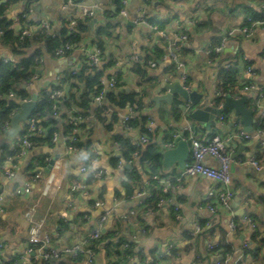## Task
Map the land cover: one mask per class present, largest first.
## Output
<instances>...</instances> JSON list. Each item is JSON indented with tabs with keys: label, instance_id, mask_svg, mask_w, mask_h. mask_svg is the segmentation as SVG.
<instances>
[{
	"label": "crops",
	"instance_id": "0c3cea01",
	"mask_svg": "<svg viewBox=\"0 0 264 264\" xmlns=\"http://www.w3.org/2000/svg\"><path fill=\"white\" fill-rule=\"evenodd\" d=\"M79 1L97 5V17L81 21L82 26H87L84 31H80V40L74 44L73 50L63 56H55L54 53L46 51V33L35 24L47 19L51 28L57 30L66 15L60 8L62 0H1L4 4L2 16L11 21L29 6L33 9L23 22L12 21L10 28L17 33L22 27L29 26L31 35L28 36V45L21 47L23 56L39 50L43 57L41 64L36 68L38 100L42 98L43 88L56 85L58 76L66 77L73 68H76L80 75L86 64V51L97 46L96 29L105 24L110 25L111 35L101 36L104 49L96 70L100 71L104 78L117 74L115 88L109 89L100 101L94 99L95 95L89 91V86L79 80L78 76L70 80L74 82L73 86L64 81L65 88L70 86L69 98L63 102L59 116L54 117L49 112L43 113L40 122L46 125V132L36 140L34 148L25 159L20 161L15 180L2 186L4 200L0 219V241L4 245V254L12 257L24 249L29 221L23 213L33 200L39 198L37 188L31 195L22 198L12 195V187L34 169L44 166V158L49 156L59 162L57 183H60V187L52 195L41 197L36 215L45 219L54 246L72 245L83 241L99 214L103 210H109L106 230H119L124 237L131 238L134 252L138 251L142 256L138 258V255L132 254L137 264H144L147 256L165 253L169 244L174 246V253L160 258L157 264H212L215 253L207 249V243H220L221 249L216 251V254L220 256L224 251H228L233 259L237 257L243 241L248 242L249 250L242 257L240 264H264V248L255 251L259 247L257 241L252 239L255 232L252 233L244 222L245 217H251L257 225L258 238L264 237V145L260 144V140L264 139V133L261 132L264 131V116L259 120V110L255 105L256 93L253 91L245 94L243 102L244 107L250 111L251 129H246L247 124L243 122V117L239 114L235 116V109L231 106L223 111L227 114L223 123L218 122V116H215L214 126L206 129L204 123H199L195 135L200 138L218 134L226 139L236 130L235 122H240L242 129L251 134L249 139H231L227 142L232 158L230 174L234 196L230 207L237 219L235 230L229 228L230 215L227 209L219 207L218 212L212 214L205 207L207 192L217 184L209 177H184L181 186L170 188L162 204L155 208L148 205L144 208L136 207L135 201L127 198L132 192L145 186L147 181H151L150 162L143 159L142 155L150 148L162 154L165 144L172 140L173 134L190 124L189 120L185 119V113L178 107L182 101L178 95L173 96L171 104L163 100L158 104L150 101L159 79L171 80L183 70L187 75L186 85L202 94V102L205 101L208 105H211L213 89L216 86L223 87V70L236 71L234 82L229 83L226 88L230 89L232 95L241 94V88L247 82L252 81L259 85L263 83L264 29L256 25L253 37L246 38L240 32V27L248 15L254 19L264 16V0H147V20L152 19L150 23L170 31L177 29L179 25H185L188 43L178 47V58L183 63V69H176L174 63L164 57L166 38L160 37L147 24L133 22L140 0H128L127 17L123 19L118 18L113 0ZM130 21L133 25L128 24ZM229 31L232 33L228 34ZM224 34L226 40L221 52L208 55L207 50L218 45ZM131 54L136 55L138 60L131 61ZM0 55L11 56V51L0 46ZM147 60H154L157 65L150 67ZM227 64L229 67H226ZM248 65L255 72L253 75L246 72ZM90 71L91 68H84L85 74ZM31 87L30 97L33 94ZM165 92L166 90H163L161 93ZM224 101L225 98H219L216 100L217 105L211 106L219 107ZM131 111L137 115V120L133 121L135 125L131 123L132 129L127 130L120 114ZM78 115L83 116L75 130L80 145L77 150L68 151L69 141L62 135L69 119ZM146 115L153 117L156 126L149 135L148 143L134 158L136 172L131 175L126 165L132 151L130 152L119 137L122 136L123 140L130 144L131 139L140 136L142 131L137 124ZM52 130L61 133L54 142L49 139V132ZM185 134L189 135L188 132ZM5 146L10 147V143L5 139V132L0 130V160L1 149ZM93 150L97 152L94 153ZM251 156L263 166L261 171H256L250 164ZM205 162L214 167L218 165L209 157L205 158ZM48 165L49 163L44 166L43 176L49 171H46ZM83 165L89 168L86 173L79 170ZM95 169H103L105 174L98 181H90L88 174ZM180 171L177 163L168 169L162 166L161 177L175 182ZM77 179L88 182V196H83L73 189ZM150 185L152 189L155 187L158 190L160 187L157 182ZM96 199L104 201L103 208L94 207L93 202ZM131 208L137 210V225L122 219V214ZM85 213L90 215V219L85 220L82 217ZM195 223L201 225L202 230L192 235ZM97 247L95 259L90 264L117 262L116 253L106 251L102 243ZM175 253L178 256H175ZM52 264L85 263L63 255L53 260Z\"/></svg>",
	"mask_w": 264,
	"mask_h": 264
},
{
	"label": "built area",
	"instance_id": "2783aa9c",
	"mask_svg": "<svg viewBox=\"0 0 264 264\" xmlns=\"http://www.w3.org/2000/svg\"><path fill=\"white\" fill-rule=\"evenodd\" d=\"M127 2L128 0H121L118 7L117 16L120 19L127 17ZM61 10L66 14L64 15L59 27L57 30L51 28V24L47 19L40 20L36 22V26L41 27L46 35L51 37H60V31L62 28L65 29L67 35H72L77 28L79 22L84 21L88 18H95L98 14V6L95 4H86L79 0H62L60 5ZM32 8H29L23 12L21 15L17 16L15 20L19 21L20 17H25L27 14L32 12ZM149 13L148 2L147 0H140L139 4L136 6L135 16L133 18L134 23H144L147 24L150 29L154 32H157L160 37L167 39V45L165 48L164 57L171 60L176 69H183V63L178 58V47L183 44L188 43V34L185 25H179L177 29L170 31L160 28L155 23H150L147 20ZM191 23V21H189ZM178 24V22H176ZM259 25L264 29V16L259 19H254L251 16L245 17V22L240 27V32L246 38H252L255 31V26ZM1 33V30H0ZM232 31H229L228 34H231ZM31 35V29L29 26H24L17 32L18 42L22 44L26 37ZM226 40L225 34L221 36L220 43L211 47L207 50V54H218L221 52ZM74 44L70 40L61 41L59 46L54 50L55 56H63L69 51L73 50ZM103 48L95 46L93 49L86 51L85 61L90 68H97L101 58ZM11 56L0 55V59L3 62H8ZM42 55H38L34 58L35 66L32 69V76L30 79L25 82L21 88H24L28 91L26 97L20 98L17 96L16 90H10L7 93L0 96L1 99L13 100L16 99L21 105V103L29 101L31 99L29 95V89L32 86L35 79L38 78V75L33 70L37 68L42 62ZM129 59L131 61H137L138 57L134 54H131ZM210 62V59H208ZM115 64V62H113ZM147 64L150 67H155L157 63L154 60H147ZM229 67V64L226 65ZM246 72L250 75H253L255 72L251 66H246ZM72 74L77 73V69L73 68L71 70ZM117 74L111 75L110 77L104 78L103 75L99 77V85L102 87L97 95L94 96V99L100 101L105 95V91L115 88L117 84ZM180 81L185 89L188 91L190 87L186 85L187 75L182 70L179 72ZM20 87H18L19 89ZM42 98L38 100L37 105L31 111L27 119L21 123L20 133L10 141L9 150L5 148L1 149V160H0V219L3 214V200L4 195L2 192V186L6 183L15 180L17 170L20 167V161L25 159L28 153L34 148L36 140L42 136L47 128L40 122V118L43 116V113L49 112L52 116L57 117L61 111L64 99V90L65 83L63 77L58 76L56 80V85L52 88H43L42 89ZM253 91L256 93V109L259 110L258 118L262 120L264 116V81L262 84H256L255 82H247L242 88L241 94L232 95L230 89L223 90L220 86H216L211 94L210 103L211 105L216 104L217 99H224L227 95H230L233 98H238L241 95H245L247 92ZM244 93V94H243ZM40 101V102H39ZM47 103L48 106L40 109L42 104ZM217 105V104H216ZM222 104L219 105L221 107ZM20 111L14 109L9 114V119L0 126V130L6 133L10 129V118ZM123 126L127 130L132 129L130 121L137 119V115H134L133 111L127 114H120ZM227 117L225 112H222L218 115V122L223 123ZM145 122L143 124L144 131L141 132L140 136L131 139L130 144L135 147L131 152L129 159L127 160V165L129 166V172L133 175L136 172V167L134 165V158L139 155L140 150L143 146L148 143L149 135L155 129V121L151 115L145 116ZM83 119L82 115H78L73 119L70 118L68 125H72L70 130L62 135L67 141H69L67 150L75 151L78 149V137L75 132L78 123ZM235 131L230 134L229 138L223 139L218 134H214L206 137H197L193 135L190 124L185 125L181 128L180 131H176L173 134V138L170 142L165 144V148H171L175 146L176 138L183 134L184 138H190V147H189V156L185 162L184 168L181 169L179 176L174 181L166 180L157 174H151V181H147L145 186L140 187L139 189L132 192L127 198L130 201H135V206L144 208L147 207V203L153 199V189L151 183L157 182L160 185L161 197L157 201V206L161 205L164 201V196L169 192V189L172 187L181 186V181L184 177L187 176H205L216 181V186L212 187L206 195L205 207L212 213L216 214L220 208H225L229 212V221L228 225L230 230H235L237 228V219L232 208L230 207L231 200L234 196L233 189L231 187V174H230V164L232 161L230 152L227 148V142L231 139L238 140L240 138L249 139L251 134L246 133L240 122H235ZM140 127V126H139ZM185 132H188L189 135H186ZM264 133L263 130H261ZM256 134V133H255ZM61 135L57 130H52L49 132V139L51 142H54ZM260 144L264 145V139L260 140ZM93 152H97L93 150ZM214 159L218 165L216 167L209 165L205 162V158ZM52 160L49 156L44 158V166ZM250 164L255 168L256 171H261L263 166L251 156L249 158ZM121 163V162H120ZM119 163V164H120ZM44 166L34 169L29 173L22 181L12 187V195L14 197L26 198L32 194L35 188L39 191V198L33 200L31 205H29L23 215L29 221L28 232L26 236V245L21 252L14 254L12 257H7L3 252V243L0 241V264H52V261L59 259L61 256L66 255L72 260L82 262L85 264H90L95 259V250L89 246L90 242L98 241L101 236L106 231L105 224L109 210H103L95 220V224L89 231L87 237L83 241H78L72 245H62L56 247L52 244L51 234L46 226L45 219L36 215L37 208L39 207V201L41 197H48L52 195L53 192L57 191L60 187V183H57V171H59V162L58 160L53 159V163L49 167V171L46 176H43ZM81 173H86L89 168L86 165L80 166L79 168ZM105 172L103 169H95L90 171L88 178L90 181H98L104 176ZM155 188V187H154ZM73 189L78 191L83 196H88L90 194L89 184L85 180L77 179L74 181ZM95 208H103L104 201L102 199H96L93 202ZM74 207V206H73ZM220 207V208H219ZM136 208L128 209L126 213L122 214V219L125 221H132L135 225L138 224L136 217ZM82 217L85 220L90 219V215L85 213L82 214ZM245 225L253 233L257 231V225L251 217L244 218ZM202 230V226L198 223L194 224V230L192 235H196ZM113 238L118 239L120 244L118 249L124 252L132 244L130 239L123 236L121 231L113 230ZM206 247L209 251H213L214 256L212 259V264H240L242 257L248 252L249 244L247 241H243L239 248V253L236 258L231 259V255L228 251H224L219 255L216 254V251L221 249V245L218 242H209L206 244ZM174 246L169 244L166 246L165 253L155 254L154 256H147L145 258L144 264H157V261L164 257L165 255H172L174 253ZM193 250V248L191 249ZM175 256H178L175 253ZM115 264H137L134 261L132 254H124L117 257V262Z\"/></svg>",
	"mask_w": 264,
	"mask_h": 264
},
{
	"label": "trees",
	"instance_id": "16d2710c",
	"mask_svg": "<svg viewBox=\"0 0 264 264\" xmlns=\"http://www.w3.org/2000/svg\"><path fill=\"white\" fill-rule=\"evenodd\" d=\"M28 2H33L35 0H27ZM116 5V10L118 9L120 5L121 0H113ZM3 3L0 0V46H4L8 48L11 51V58L8 60V62H3L0 59V96L7 93L10 90H16L17 96L20 98L26 97L28 95V91L24 88H21V86L27 82L30 77L32 76V69L35 66L34 58L38 55H40V51L36 50L31 55L23 56V50L22 46H27L29 43L28 37L25 38L24 42L20 44L18 42L17 33H15L11 28L10 25L12 23L11 20L6 19L2 16L3 14ZM25 20V17H20V21L23 22ZM152 20V19H150ZM149 20V21H150ZM87 25H83L79 22L76 28V31L72 35H67L64 28L60 31V37H51L48 35H45V46L46 51L48 53H54V50L61 41L64 40H70L73 44H76L80 40V31H84L86 29ZM96 41L97 47L103 48V43L101 41V36H109L111 35L110 32V25H103L99 26L96 29ZM86 63V61H85ZM84 68H90L88 64L86 63L85 66L80 71V75L76 73L75 75L72 73H69L66 75V77L63 78L64 81H68L70 86L74 85V82H70L71 79L78 76L79 80H83L84 83L89 86V91L92 93V95H97L98 92L101 90V86L99 85V77L102 75L100 71H97L95 68H91L92 71L88 73H84ZM235 73L234 70H223L222 72V83L223 90H227V85L229 83H233L235 79ZM18 87H20L18 89ZM107 94V93H106ZM105 94V95H106ZM86 101V100H85ZM122 105V102H120ZM45 106H48L47 103L42 104L40 109L45 108ZM20 107L18 101L16 99L13 100H6L0 98V126L4 124L5 121L9 119V114L12 110L18 109ZM145 117L140 119L138 122V126H140L141 131H144L143 124L145 122ZM137 119L131 120L129 123L136 124L135 121ZM44 125V124H43ZM46 127V125H44ZM72 125H67L65 129V133H67ZM109 127V126H107ZM22 133V132H21ZM20 133V134H21ZM121 139V142L128 146L127 148L131 151L135 149V147L131 144H128L123 140V137H119ZM77 145L79 146L80 143L78 142ZM5 150H9L7 146H5ZM142 158L148 160L150 162V170L151 174H157L159 176H162L163 173H161L162 169V154L159 152H155L153 149H148V152L145 153V155H142ZM153 199H151L147 205L149 207H157V201L161 197L162 193L160 188H153ZM113 230L108 231L106 230L104 234L101 236V238L98 241H93L89 243V246H91L94 250H97V246L102 243L103 247L106 251L116 253L119 258V256L124 255L125 253L128 254H134L138 255V258L142 257L138 251L134 252L132 245H130L129 248H127L124 252H120L118 249V245L120 244V241L113 238ZM259 232H255L252 236V239L254 241H257L258 243V249L255 251L257 252L259 248H264V237L258 238Z\"/></svg>",
	"mask_w": 264,
	"mask_h": 264
},
{
	"label": "water",
	"instance_id": "95a60500",
	"mask_svg": "<svg viewBox=\"0 0 264 264\" xmlns=\"http://www.w3.org/2000/svg\"><path fill=\"white\" fill-rule=\"evenodd\" d=\"M128 24L133 25V22L130 21ZM33 71L36 73L38 72L36 69ZM69 90L70 86H67L64 90L65 100L69 98ZM163 90H166V92L161 93ZM107 91L108 90L105 91V94ZM153 93L154 96L150 98V101L155 102L156 104L161 100L171 104L174 95H178L181 98L182 101L178 104V107H180L185 113V119L189 120L193 135H196L199 123H204L206 129H210L211 126L215 125V116H218L231 106L235 109V116L239 114L243 117V122L247 124L246 129L251 126L252 118L250 111L243 105L245 95H241L238 98H233L230 95H227L221 107H213L208 105L205 101L202 102L204 97L202 94L198 93L195 88H192L189 91L185 89L180 81L179 73L171 80L165 78L159 79V83ZM37 97V93L34 92L29 101L21 103L20 111L10 118V129L5 136L7 142L12 141L20 133L21 123L27 119L31 111L37 105ZM175 142L174 147L164 148L162 151V166L165 169L170 168L174 163L178 164L180 170L183 169L186 159L189 156L190 138H184L182 134L176 138ZM239 147H241V145H239ZM233 156L234 155H232V157ZM52 163L53 159L50 160L46 171ZM126 166L129 167L128 165Z\"/></svg>",
	"mask_w": 264,
	"mask_h": 264
},
{
	"label": "rangeland",
	"instance_id": "374dc122",
	"mask_svg": "<svg viewBox=\"0 0 264 264\" xmlns=\"http://www.w3.org/2000/svg\"><path fill=\"white\" fill-rule=\"evenodd\" d=\"M31 91L34 93H36V92H39V87H38V85H37V83H35V81H34V83L32 84V87H31Z\"/></svg>",
	"mask_w": 264,
	"mask_h": 264
}]
</instances>
